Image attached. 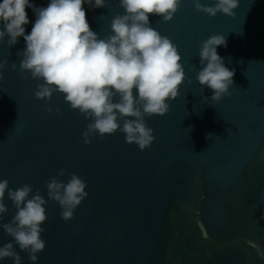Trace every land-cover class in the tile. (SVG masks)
I'll return each mask as SVG.
<instances>
[{
  "label": "water",
  "instance_id": "obj_1",
  "mask_svg": "<svg viewBox=\"0 0 264 264\" xmlns=\"http://www.w3.org/2000/svg\"><path fill=\"white\" fill-rule=\"evenodd\" d=\"M31 3L47 7L50 0ZM82 7L100 39L111 34L112 18L125 13L120 0ZM25 10L29 34L37 16ZM234 12L211 17L182 0L170 21L149 14L150 26L177 45L186 79L168 113L145 116L155 140L144 150L119 130L83 143L91 118L71 108L63 93L36 99L34 90L44 81L19 70L23 36L11 47L8 36L0 41V60L8 62L0 80V180L12 189L29 184V198L39 189L47 201L46 247L35 264H264V0H239ZM213 34L225 37L217 51L235 71L231 95L215 104L204 101L212 90L196 80L204 66L200 42ZM60 169L83 178L88 192L67 221L47 197L46 182ZM4 203L0 225L17 211L7 191ZM13 240L0 226V247ZM14 247L21 264H33Z\"/></svg>",
  "mask_w": 264,
  "mask_h": 264
},
{
  "label": "clouds",
  "instance_id": "obj_2",
  "mask_svg": "<svg viewBox=\"0 0 264 264\" xmlns=\"http://www.w3.org/2000/svg\"><path fill=\"white\" fill-rule=\"evenodd\" d=\"M85 2L91 8L106 6V0H50L47 7H36L31 0H2L0 41L8 36L11 47L23 36L26 47L19 53L23 56L19 70L44 81L34 90L36 99L50 100L54 92L63 93L71 108L91 118L92 122L82 133L83 143L90 144L92 136L103 138L119 130L126 134L127 143L134 142L140 150L149 148L155 136L145 116L168 113L169 101L179 95L186 79L177 45L150 26L149 14L170 21L182 0H120L125 13L112 18V32L103 39L90 28L82 7ZM192 2L197 12L211 17L217 13L234 16L239 4V0H216L214 6L201 0ZM26 7L32 8L37 16L29 34H25L24 27L29 23ZM222 45L226 46L222 34H213L200 42V64L204 66L197 72L196 80L212 90L211 97H204V101L210 99L213 104L230 96V86L234 83V69L224 65L217 51ZM7 65L6 58L0 60V80ZM11 69L15 71L17 65L11 64ZM193 70H196L194 65ZM191 82L188 78V83ZM134 87L138 90L136 97ZM45 111L52 113L53 109L48 106ZM56 112H60L59 107ZM65 175L70 177L67 182L59 179ZM86 186L83 178L65 169L49 178L47 197L58 202L61 219L74 218L75 209L88 196ZM6 191L17 211L9 222L0 225L14 238L0 247V261L11 258L14 264H21L22 257L14 247L18 245L35 264L38 253L46 247V241L41 238L46 229L41 225L47 219L44 207L47 201L39 189L29 198L33 193L29 184L12 189L7 179L0 180V221L8 211L4 203Z\"/></svg>",
  "mask_w": 264,
  "mask_h": 264
}]
</instances>
